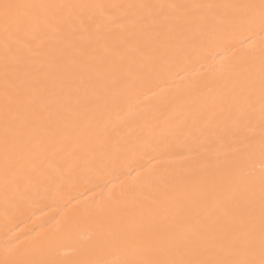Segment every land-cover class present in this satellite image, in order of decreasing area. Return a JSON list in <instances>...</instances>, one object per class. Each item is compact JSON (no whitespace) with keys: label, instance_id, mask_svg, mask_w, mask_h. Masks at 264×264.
Here are the masks:
<instances>
[{"label":"bare ground","instance_id":"1","mask_svg":"<svg viewBox=\"0 0 264 264\" xmlns=\"http://www.w3.org/2000/svg\"><path fill=\"white\" fill-rule=\"evenodd\" d=\"M9 2L85 7L40 10L35 32L9 38L8 63L39 70L28 77L29 92L47 84L41 115L49 127L42 135L55 136L57 150L39 155L8 182L0 28V264H72L83 258L101 222L109 234L134 222L179 234L251 181L258 201L264 172L259 130L253 144L221 133L235 120L222 101L245 77L258 80L264 61L259 8L234 6H258L260 0ZM140 3L212 7H126ZM149 14L157 16L160 39L136 23ZM61 17L62 30L52 31L48 23ZM84 66L83 78L94 79L81 85L71 73ZM74 88L79 104L70 94ZM38 152L39 146L32 155Z\"/></svg>","mask_w":264,"mask_h":264},{"label":"snow or ice","instance_id":"2","mask_svg":"<svg viewBox=\"0 0 264 264\" xmlns=\"http://www.w3.org/2000/svg\"><path fill=\"white\" fill-rule=\"evenodd\" d=\"M85 7L78 4H45L5 2L0 3V28L5 35V62L3 65L4 86L2 89V126H3V167L6 182L18 178L20 169L29 164L35 165L41 154L57 150L55 136L47 137L48 123L41 113L47 107L42 103L47 92L46 82L42 88L29 92L32 84L28 77L33 71L28 67L20 68L8 63L10 50L9 38L18 33H32L39 27L36 13L54 9H78ZM102 7V6H96ZM115 7V6H114ZM129 9L151 10L168 8L184 10L212 5H153L129 4ZM248 9L259 8V27L264 37V0L260 4L236 5ZM81 26L84 21L81 17ZM69 16L67 20H72ZM156 15L139 17L136 23L143 25V30L154 32L155 39L161 33L156 27ZM65 19L61 17L55 23H48L52 31L62 30ZM250 22H255L251 17ZM131 40L135 39L133 35ZM69 46H74L69 40ZM138 50H142L137 45ZM62 71H68L62 68ZM88 68L84 66L72 76L80 79L81 85L89 84L94 77L84 79ZM23 73V76H21ZM52 73L47 76L51 77ZM70 94L79 104V88L70 89ZM229 111L235 113V120L226 126L221 138L238 137L241 143L253 144L256 130H259L260 154L264 157V61H262L259 79L247 76L235 86L230 95L222 101ZM39 105V106H37ZM79 115V114H77ZM37 146L42 149L36 156L32 153ZM254 181L245 187H237L225 200H218L214 207L207 209L203 216L194 219L192 225L179 234L167 227H153L144 230L142 224L116 227L109 234L106 224L101 222L95 240L86 248L83 258L72 264H264V172L259 178V194L254 188ZM99 211L91 215H99ZM231 217L226 221L225 217ZM118 253V258L114 256ZM30 264V262H29ZM40 264V262H36Z\"/></svg>","mask_w":264,"mask_h":264}]
</instances>
